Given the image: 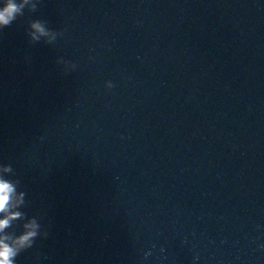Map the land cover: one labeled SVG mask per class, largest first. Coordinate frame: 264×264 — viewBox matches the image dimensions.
Masks as SVG:
<instances>
[{
	"label": "water",
	"instance_id": "1",
	"mask_svg": "<svg viewBox=\"0 0 264 264\" xmlns=\"http://www.w3.org/2000/svg\"><path fill=\"white\" fill-rule=\"evenodd\" d=\"M0 264H264V0H0Z\"/></svg>",
	"mask_w": 264,
	"mask_h": 264
}]
</instances>
